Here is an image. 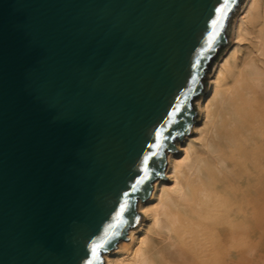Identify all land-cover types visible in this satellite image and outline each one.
Listing matches in <instances>:
<instances>
[{
  "label": "water",
  "instance_id": "obj_1",
  "mask_svg": "<svg viewBox=\"0 0 264 264\" xmlns=\"http://www.w3.org/2000/svg\"><path fill=\"white\" fill-rule=\"evenodd\" d=\"M243 2L0 0V264H103L129 240Z\"/></svg>",
  "mask_w": 264,
  "mask_h": 264
},
{
  "label": "bare ground",
  "instance_id": "obj_2",
  "mask_svg": "<svg viewBox=\"0 0 264 264\" xmlns=\"http://www.w3.org/2000/svg\"><path fill=\"white\" fill-rule=\"evenodd\" d=\"M184 152L103 264H264V0H244Z\"/></svg>",
  "mask_w": 264,
  "mask_h": 264
},
{
  "label": "snow or ice",
  "instance_id": "obj_3",
  "mask_svg": "<svg viewBox=\"0 0 264 264\" xmlns=\"http://www.w3.org/2000/svg\"><path fill=\"white\" fill-rule=\"evenodd\" d=\"M223 11H224V9H218V12H221L222 13ZM218 23H219V19L213 21V26L215 27V25H217ZM214 38H215V33L213 35H210L208 37V46H209V48L211 47V44H212V41H213ZM193 79L195 80V77ZM179 111H180V106L177 105L176 108L172 112V116L175 117L176 113L179 112ZM159 135L160 134L158 133L157 136L159 137ZM144 163H145V165H147V163H148V158L147 157H145ZM145 179H147V175H145L140 181H137V184L143 183V180H145ZM135 191H136V188L134 187L133 188V192H135ZM127 206H128L127 205V201H125V204L123 206H121V208H120V210L117 213L116 218H115L118 221V223L117 224H114V225H111L110 227L115 228V227H118L120 223H123V221L121 220V215L124 213V211H125V209H126ZM103 246H104V244L103 243H100V244L95 245L93 247V250L92 251H93L94 258L96 256L97 248H102Z\"/></svg>",
  "mask_w": 264,
  "mask_h": 264
}]
</instances>
